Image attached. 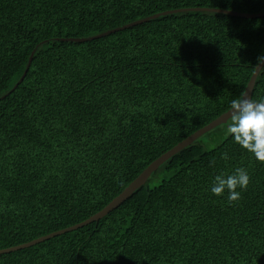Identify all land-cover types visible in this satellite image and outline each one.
I'll use <instances>...</instances> for the list:
<instances>
[{
    "label": "trees",
    "instance_id": "1",
    "mask_svg": "<svg viewBox=\"0 0 264 264\" xmlns=\"http://www.w3.org/2000/svg\"><path fill=\"white\" fill-rule=\"evenodd\" d=\"M202 8L264 14V0H0V250L90 218L229 111L264 55V17L187 11L64 40ZM226 124L98 222L0 264H264V163ZM236 167L250 182L229 204L209 186Z\"/></svg>",
    "mask_w": 264,
    "mask_h": 264
},
{
    "label": "clouds",
    "instance_id": "2",
    "mask_svg": "<svg viewBox=\"0 0 264 264\" xmlns=\"http://www.w3.org/2000/svg\"><path fill=\"white\" fill-rule=\"evenodd\" d=\"M255 67L257 73L264 69V55L257 58ZM224 116L227 117L226 136L254 160L264 163V97L253 99L243 91L230 102ZM249 182L250 176L244 167L230 172L222 170L213 176L209 191L215 197L226 196V202L232 204L240 200Z\"/></svg>",
    "mask_w": 264,
    "mask_h": 264
},
{
    "label": "water",
    "instance_id": "3",
    "mask_svg": "<svg viewBox=\"0 0 264 264\" xmlns=\"http://www.w3.org/2000/svg\"><path fill=\"white\" fill-rule=\"evenodd\" d=\"M187 11H204V12H216V13H221V14H227V15H231V16H235V17H240V18H247V19H251V18H259V17H264V14H241V13H236V12H232V11H226V10H217V9H207V8H202V9H179V10H174V11H166L163 13H159L156 14L154 16H150L147 18H144L142 20H138L135 21L133 23L124 25L122 27H118L115 29H112L110 31L104 32L102 34L96 35V36H92L86 39H64V40H68V41H72V42H86V41H91V40H95L101 37H105L109 34L118 32V31H122L126 28H129L131 26L143 23V22H147L153 18L162 16V15H168V14H174V13H180V12H187ZM33 54V52H32ZM32 54L29 57L26 69L24 71V73L22 74L21 78L19 79L18 83L14 86V88L10 91L12 92L23 80L29 66L31 63V59H32ZM258 71V69H257ZM256 71V67L254 68V71L248 81V84L246 86L245 91L248 93L249 96L252 95V91L256 82V78L258 76V73ZM5 97V96H4ZM2 97V98H4ZM228 112V111H227ZM225 112V113H227ZM225 113H223L221 116H219L218 118H216L215 120H213L212 122H210L208 125L204 126L203 128L197 130L195 133H193L192 135L188 136L187 138H185L184 140H182L180 143H178L177 145H175L173 148H171L169 151H167L166 153L162 154L160 157H158L156 160H154L150 165H148V167L146 169L143 170V172L134 180L132 181L117 197H115L108 205H106L102 210H100L99 212H97L96 214H94L93 216H91L90 218L86 219L85 221L76 224L74 226L68 227L66 229L57 231V232H53L50 233L46 236L40 237L38 239L32 240L28 243L25 244H21L18 246H14L11 248H7V249H2L0 250V255L3 254H8V253H12L15 251H19L25 248H29L32 247L34 245H37L39 243H42L44 241H47L49 239H52L54 237L63 235L65 233L77 230L79 228H82L86 225H89L91 223L94 222H98L101 218H103L104 216H106L107 214H109L111 211H113L114 209H116L122 202H124L126 199H128L138 188H140L142 185H144L146 183V181L148 180V178L151 176V174L153 172H155L161 165H163L166 161H168L170 158H172L174 155H176L177 153L181 152L182 150H184L185 148H187L188 146H190L191 144H193L196 140H198L200 137H202L204 134H206L207 132L211 131L212 129L216 128L217 126L222 125L223 123L227 122L226 119L227 117L224 116Z\"/></svg>",
    "mask_w": 264,
    "mask_h": 264
}]
</instances>
